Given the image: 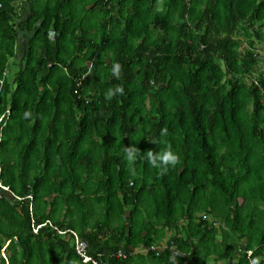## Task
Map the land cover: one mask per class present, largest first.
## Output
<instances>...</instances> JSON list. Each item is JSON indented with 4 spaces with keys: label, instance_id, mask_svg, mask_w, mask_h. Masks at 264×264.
Returning <instances> with one entry per match:
<instances>
[{
    "label": "trees",
    "instance_id": "obj_1",
    "mask_svg": "<svg viewBox=\"0 0 264 264\" xmlns=\"http://www.w3.org/2000/svg\"><path fill=\"white\" fill-rule=\"evenodd\" d=\"M262 27L264 0H0V264H92L70 232L99 264H262Z\"/></svg>",
    "mask_w": 264,
    "mask_h": 264
},
{
    "label": "clouds",
    "instance_id": "obj_2",
    "mask_svg": "<svg viewBox=\"0 0 264 264\" xmlns=\"http://www.w3.org/2000/svg\"><path fill=\"white\" fill-rule=\"evenodd\" d=\"M110 71L114 79L120 80L123 76L124 68L120 62H115L112 64ZM124 91V87L121 85L108 87L104 92V99L106 102H110L114 98L123 95ZM31 116L32 113L29 111H25L23 113L24 119H30ZM166 133L167 130L162 129L160 135L164 136ZM151 142L156 145L159 144L158 139H153ZM124 158L129 164L137 162L138 160H144L148 162L151 167L159 169L161 174L167 173L170 168H175L181 161L180 154L175 149H173L171 145L163 149L159 148V151L148 150L144 153H141V151L134 145L126 146ZM179 255L180 253L177 252L171 257L174 264H178L176 257ZM260 259L261 257L254 258L252 260V264H259Z\"/></svg>",
    "mask_w": 264,
    "mask_h": 264
},
{
    "label": "rangeland",
    "instance_id": "obj_3",
    "mask_svg": "<svg viewBox=\"0 0 264 264\" xmlns=\"http://www.w3.org/2000/svg\"><path fill=\"white\" fill-rule=\"evenodd\" d=\"M260 32H261V34L263 36V39L260 42H258L255 38H253L252 32H250V37H251L250 39H246L244 35L240 36V38L242 40H244V42L242 43V45L244 47H247L248 41H255L256 42V45H255L256 46V50H257L256 53L259 55V58L261 60L259 66L257 67V73L264 71V27H262L260 29ZM17 49H18V51H17L16 59H19L20 58V55L22 54V51H23V43L22 42H19V46L17 47ZM15 61H17V60H15ZM14 65L16 66L15 63H14ZM199 218H204L205 219L204 215L201 214V213H199V214L196 215V220L197 221H198ZM207 219L209 220V222H213V220H212L211 217L208 216ZM179 223L180 224H183V220H180ZM168 233H169V235H168V237L166 236V239H169V237H175V235H176L174 231H171V232L169 231ZM217 239H220V238L217 237ZM163 241H165V239ZM162 247H160V248H162ZM188 261H187V263H188ZM208 261H209V264H215L216 263V257L213 256V257L209 258ZM230 262H231L230 259L227 257L225 260L219 262L218 264H230ZM236 263H237V260L236 259H233L232 264H236ZM262 264H264V261L262 262Z\"/></svg>",
    "mask_w": 264,
    "mask_h": 264
},
{
    "label": "built area",
    "instance_id": "obj_4",
    "mask_svg": "<svg viewBox=\"0 0 264 264\" xmlns=\"http://www.w3.org/2000/svg\"><path fill=\"white\" fill-rule=\"evenodd\" d=\"M6 74V73H5ZM5 76V75H4ZM3 84L2 80L0 79V86ZM45 226V225H43ZM43 226H38L36 227L33 232L35 234H37V231L40 227H43ZM68 231H64V232H61V231H58V234L59 235H64V234H67ZM72 237H73V240H74V245H75V250H76V253L77 255L82 259V260H85L86 262H91L92 264H99L95 261H92V259L88 256L87 254V244L85 242H83L82 240H80V238L78 237L77 234L73 233V232H70Z\"/></svg>",
    "mask_w": 264,
    "mask_h": 264
},
{
    "label": "crops",
    "instance_id": "obj_5",
    "mask_svg": "<svg viewBox=\"0 0 264 264\" xmlns=\"http://www.w3.org/2000/svg\"><path fill=\"white\" fill-rule=\"evenodd\" d=\"M206 218H208V217H206ZM207 220H208V219H207ZM212 220H213V219H212ZM164 232H165V236H164L163 239L167 240V239H166V236L168 237V235H169L168 230H166V231H164ZM162 245H164L163 242H161V247H162ZM163 247H164V246H163ZM153 248H154V247H153ZM150 250H152V248H151ZM150 250H148V249H136V250H134V251H135V253H141L142 255H146Z\"/></svg>",
    "mask_w": 264,
    "mask_h": 264
},
{
    "label": "water",
    "instance_id": "obj_6",
    "mask_svg": "<svg viewBox=\"0 0 264 264\" xmlns=\"http://www.w3.org/2000/svg\"><path fill=\"white\" fill-rule=\"evenodd\" d=\"M10 197H13L11 194H9Z\"/></svg>",
    "mask_w": 264,
    "mask_h": 264
}]
</instances>
